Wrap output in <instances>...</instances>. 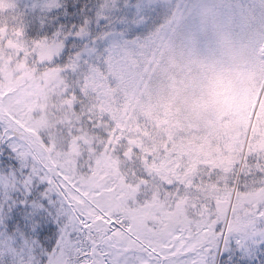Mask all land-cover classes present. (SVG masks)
I'll return each instance as SVG.
<instances>
[{"label":"snow or ice","instance_id":"1","mask_svg":"<svg viewBox=\"0 0 264 264\" xmlns=\"http://www.w3.org/2000/svg\"><path fill=\"white\" fill-rule=\"evenodd\" d=\"M161 11L0 0V264H250L264 249L260 133L213 155L130 110Z\"/></svg>","mask_w":264,"mask_h":264},{"label":"trees","instance_id":"2","mask_svg":"<svg viewBox=\"0 0 264 264\" xmlns=\"http://www.w3.org/2000/svg\"><path fill=\"white\" fill-rule=\"evenodd\" d=\"M150 4L162 11L141 73L158 45L157 64L134 113L162 135L182 128L199 136L205 151L229 155L245 141L264 76V61L257 56L264 41V0ZM135 86L136 81L133 91ZM255 132L264 144V92L249 138ZM250 264H264V249Z\"/></svg>","mask_w":264,"mask_h":264},{"label":"rangeland","instance_id":"3","mask_svg":"<svg viewBox=\"0 0 264 264\" xmlns=\"http://www.w3.org/2000/svg\"><path fill=\"white\" fill-rule=\"evenodd\" d=\"M156 0H145L144 2L147 3V4H150V3H153L155 2ZM259 54L261 57H264L263 54H264V47L262 46L259 50ZM154 56H155V53L154 52H151L150 53V59H149V64H151V62H153L154 60ZM149 68V65L148 67L142 72L143 74L137 78V89L140 91V94L142 92V88H141V83L147 81L148 77H149V71H147V69ZM132 104L130 102V108H131ZM260 252V250H257L255 252V254L253 255L252 259L250 262H252L256 256L258 255V253Z\"/></svg>","mask_w":264,"mask_h":264},{"label":"bare ground","instance_id":"4","mask_svg":"<svg viewBox=\"0 0 264 264\" xmlns=\"http://www.w3.org/2000/svg\"><path fill=\"white\" fill-rule=\"evenodd\" d=\"M263 56H264V54H263Z\"/></svg>","mask_w":264,"mask_h":264}]
</instances>
